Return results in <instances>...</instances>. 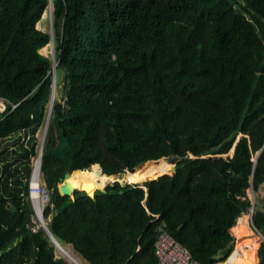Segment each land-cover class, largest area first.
<instances>
[{
	"label": "trees",
	"instance_id": "16d2710c",
	"mask_svg": "<svg viewBox=\"0 0 264 264\" xmlns=\"http://www.w3.org/2000/svg\"><path fill=\"white\" fill-rule=\"evenodd\" d=\"M50 4L52 34L36 28ZM51 39L63 95L40 172L55 241L82 264H157L164 223L201 264H256L247 213L264 236V208L246 192L264 185V0H0V264H68L30 229L31 160L52 92L39 50ZM170 148L194 157L172 175L114 182L94 199L57 190L68 169L79 181L99 167L124 180L153 172L135 168ZM258 254L264 264V244Z\"/></svg>",
	"mask_w": 264,
	"mask_h": 264
},
{
	"label": "built area",
	"instance_id": "2783aa9c",
	"mask_svg": "<svg viewBox=\"0 0 264 264\" xmlns=\"http://www.w3.org/2000/svg\"><path fill=\"white\" fill-rule=\"evenodd\" d=\"M5 106H6L5 101L0 100V112H3L5 110ZM40 173H41L40 167H39V171L37 173L35 172V167L33 163L31 175L28 182V196L34 210V215L37 221L39 222V224H40V219L42 218L43 208L50 201L49 190L46 188L45 184L41 183ZM35 174H36V178L34 179ZM33 182H35V184ZM33 193L37 194L38 205L41 209L39 214L36 213L34 209L33 201L31 199ZM253 204L254 203H252V205ZM249 213H250L249 221L251 222V226L253 230L257 235H259L260 237L259 239L262 238L264 240V236L252 225V221H251V215L253 213L252 206L249 209ZM260 244H264V243L261 242ZM154 253L157 258V262H158L157 264H201L198 261L194 260L190 252L166 231L164 223H162L157 229V239L154 245Z\"/></svg>",
	"mask_w": 264,
	"mask_h": 264
},
{
	"label": "rangeland",
	"instance_id": "374dc122",
	"mask_svg": "<svg viewBox=\"0 0 264 264\" xmlns=\"http://www.w3.org/2000/svg\"><path fill=\"white\" fill-rule=\"evenodd\" d=\"M36 28L38 29V30H40V31H42V32H48V33H53V17H52V6L51 7H48L45 11H44V14L42 15V18L40 19V21L36 24ZM39 53L40 54H42V55H44V56H46V57H49V58H54V61H53V63L54 64H56V62H55V58H56V47H55V42L53 41V43H50L49 45H47L46 47H44V48H42V49H40L39 50ZM57 66V65H56ZM56 66H55V81H54V91H53V94L55 93V99H53V102H52V104L54 103V102H56V101H61L62 100V95H63V93H62V82H63V74L62 73H57L56 74V70H57V68H56ZM47 131V130H46ZM42 135H43V139H44V142H46V134L44 133L43 134V128L41 129V130H39L38 131V133H37V137H38V139H39V142H42ZM45 135V136H44ZM39 147H40V143H39ZM4 147L3 146H1L0 147V150L1 149H3ZM11 147H9V149H10ZM227 155L230 157L231 155L229 154V153H227ZM35 160H36V158H32V160H31V166H33V163L35 162ZM154 166H156L155 167V170L154 171H158V169H159V166L158 165H156V164H153ZM144 167H146V166H144ZM140 168H141V166H140ZM100 170V169H99ZM160 170V169H159ZM153 171V172H154ZM142 173H144V172H142ZM149 173H152V172H149ZM86 174H87V172H86ZM117 178H121V177H117ZM147 178H144L143 180H146ZM121 180V179H120ZM40 181H41V183H43L44 184V181H43V175H42V173H40ZM126 182H128L129 184L131 183V184H140V183H142L143 181H141V182H138V183H136V182H134V183H132V182H129V181H127L126 180ZM112 184V182H110V183H108V184H106V186H109V185H111ZM105 187V186H104ZM247 196H248V198L250 199V201H251V204L252 203H257L258 205H260V206H262L263 208H264V185L260 188V190H259V192H257L256 194H254L253 192H252V190L251 189H249V190H247ZM248 216H249V218H248V224H250V226H249V228H250V230L253 232V234L255 235V237H257V239H258V246H257V248H256V250H255V257H256V259H259L257 256L259 255L258 254V252H259V249H260V246H261V242H263L264 243V240L261 238V239H259L260 237H259V235H257L256 233H255V231L253 230V228H252V226H251V222L249 221L250 220V213H248ZM43 219V218H42ZM44 221V220H43ZM33 223H36V225L38 226V227H41V225H39V222L37 221V219H36V217L34 216V218H33ZM37 227V228H38ZM233 243V242H232ZM66 250H68V251H70L71 253H73L72 252V250L70 249V246H66ZM60 252V250L58 249V248H56V252H55V255H56V257H61V258H63L68 264H72V263H70L64 256H63V254ZM73 255L79 260V262L82 264V260L80 259V258H78L74 253H73ZM257 263H259V261L258 262H256V264Z\"/></svg>",
	"mask_w": 264,
	"mask_h": 264
},
{
	"label": "bare ground",
	"instance_id": "6f19581e",
	"mask_svg": "<svg viewBox=\"0 0 264 264\" xmlns=\"http://www.w3.org/2000/svg\"><path fill=\"white\" fill-rule=\"evenodd\" d=\"M52 5L50 4L49 7H51ZM52 62L54 61V58L51 59ZM55 66L56 64H52V71L53 73L55 72ZM53 99H55V93L52 94V102ZM50 117V116H49ZM46 134V130L43 131V134ZM45 136V135H44ZM42 145L44 144V139H43V135H42ZM42 150H43V146L41 148V151L39 153V157L41 158V154H42ZM153 165L156 164L159 166L158 171H154L152 173H135V174H130L127 178H125V181H129V182H141L144 181V178L147 179H155L157 178L159 175L161 174H169L170 172V167L171 164L166 162L164 159H160L158 161L155 162H145L142 166H148V165ZM34 167H35V172L37 173L39 171V167H40V160L36 159L34 162ZM140 168V167H139ZM87 172V171H86ZM36 178V174L34 176V179ZM70 181H72L73 186L76 190L78 191H85L89 196H92L94 191L96 190H101L104 188V186L110 182L113 181V177L110 176H106L102 173H100V170H92L90 173H88V175L86 176V180H75L74 177H72L70 175ZM120 180V178H119ZM35 184V182H33ZM131 184V183H130ZM31 199L33 201L34 204V209L36 211L37 214H39L40 212V207L38 205V201H37V194L33 193L31 196ZM249 213V212H248ZM247 213V216H248ZM249 218V216H248ZM43 220V219H42ZM60 252L63 254V256L72 264H81L79 262V260L73 255V253H71L70 251L66 250L65 248L59 249ZM60 253V254H61Z\"/></svg>",
	"mask_w": 264,
	"mask_h": 264
},
{
	"label": "water",
	"instance_id": "95a60500",
	"mask_svg": "<svg viewBox=\"0 0 264 264\" xmlns=\"http://www.w3.org/2000/svg\"><path fill=\"white\" fill-rule=\"evenodd\" d=\"M50 34H52V33H50ZM52 41H53V39H51V42H50V43H53ZM50 74H51V76H52V92H51V99H50V107H51V105H52V94H53V91H54V81H55V72L53 73V71H52V67H51V70H50ZM50 107H49L48 115H47V118H46V121H45V124H44V127H43V131L46 130V129H47V126H48V121H49V118H50V117H49V115H50ZM237 140H238V138H237ZM237 140H236V142H237ZM236 142H235V143H236ZM42 146H43L42 143H40V147H39V150H38V155H37V158H36V159H38V160L41 159V158L39 157V153H40V151H41ZM232 155H233V152H232V154H231L230 157H232ZM226 156H228V155H226ZM193 158H194V157H193L190 153H186L183 157L178 156V155L175 154L174 150H173L172 148H170V154H169L168 156L162 158V159H164L166 162H168V163L171 164L170 172H169V174H167V175H172V174H174V173L176 172V166H177V164H178L179 162H181V161H186V160L193 159ZM255 160H256V157L253 159V162H255ZM144 163H145V162L140 163L135 169L139 168V167L142 166ZM98 167H99V166H98ZM99 169H100V167H99ZM72 171H73V170H69V169L66 170V171L64 172L63 176L59 179V182H58V184H57V190H58V192H59V194H60L61 196H67V197H71V198H73L74 193H75L76 191H78V190H76V189L74 188L72 181H70V179H69V178H70V175H71V173H72ZM100 173H102L101 170H100ZM102 174H103V173H102ZM162 175H165V174H161V175H159L158 177H160V176H162ZM110 177H113V181H112V183H114V182H119L121 185L129 184L128 182H126V181L123 179V177H121V180H119V178H117V177H115V176H110ZM158 177H157V178H158ZM155 179H156V178H155ZM151 180H153V179H146V180H144L142 183H140L139 185H142V184H144V182H146V181H151ZM106 187H107V186L105 185V187H104L103 189L99 190V191L104 192ZM96 191H97V190H96ZM83 192H84V191H83ZM85 193H86V192H85ZM94 193H95V191H94ZM94 193H93L92 196H90V197L93 198V199H94ZM86 194H87V193H86ZM87 195H88V194H87ZM88 196H89V195H88ZM11 210H12V211H15L14 208H12ZM40 225H41V227L44 229V231L47 233V235L49 236L50 240L54 243V245H55L57 248L62 249V247H61V246L55 241V239L52 237V235H51L50 232L48 231V228H47L46 224L44 223V221L42 220V218L40 219ZM232 249H233V243H231L226 249L222 250V251L219 253L220 257L223 258V259H225V258L228 256V254L230 253V251H231Z\"/></svg>",
	"mask_w": 264,
	"mask_h": 264
},
{
	"label": "crops",
	"instance_id": "0c3cea01",
	"mask_svg": "<svg viewBox=\"0 0 264 264\" xmlns=\"http://www.w3.org/2000/svg\"><path fill=\"white\" fill-rule=\"evenodd\" d=\"M49 107H50V105H49ZM49 107H48V111H49ZM51 110H52V105H51V107H50V117H51ZM47 115H48V113H47ZM46 118H47V116H46ZM50 119V118H49ZM48 127V126H47ZM31 203V202H30ZM31 206H32V204H31ZM33 208V207H32ZM35 216V215H34ZM34 218V217H33ZM33 218H32V222H33ZM237 222V221H236ZM44 223H45V221H44ZM46 224V223H45ZM40 225V224H39ZM38 226L36 225V223H33V226H31V231H36L38 228H37ZM237 228H236V231H240L241 229H242V226H241V224H238L237 226H236ZM235 231V232H236ZM232 233V232H231ZM64 248H66V246L64 247ZM75 254V253H74ZM76 255V254H75ZM77 256V255H76ZM78 258H80L79 256H77ZM258 257V256H257ZM259 258V257H258ZM259 261V259H257V262ZM258 264V263H257Z\"/></svg>",
	"mask_w": 264,
	"mask_h": 264
},
{
	"label": "clouds",
	"instance_id": "9594fccd",
	"mask_svg": "<svg viewBox=\"0 0 264 264\" xmlns=\"http://www.w3.org/2000/svg\"><path fill=\"white\" fill-rule=\"evenodd\" d=\"M53 41H54V40H53ZM53 41H52V42H53ZM156 161H157V160H156ZM29 200H30V199H29ZM42 218H43V217H42ZM232 235H233V234H232ZM233 237H234V235H233ZM56 248H57V247H56ZM58 249H59V248H58ZM219 262H220V261H219Z\"/></svg>",
	"mask_w": 264,
	"mask_h": 264
}]
</instances>
